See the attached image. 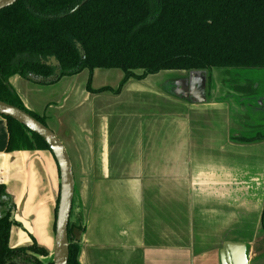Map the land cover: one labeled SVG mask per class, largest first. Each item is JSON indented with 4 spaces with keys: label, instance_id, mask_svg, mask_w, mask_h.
Returning <instances> with one entry per match:
<instances>
[{
    "label": "crops",
    "instance_id": "0c3cea01",
    "mask_svg": "<svg viewBox=\"0 0 264 264\" xmlns=\"http://www.w3.org/2000/svg\"><path fill=\"white\" fill-rule=\"evenodd\" d=\"M115 70L95 69L91 87L117 89L124 73L110 80ZM210 72L163 70L131 78L115 94L88 91L82 71L44 84L32 99L20 76L10 78L65 146L58 122L84 115L74 124L87 131L85 151H73L89 180L78 194L86 223L81 264H264V248L256 247L264 140L232 139L263 130L264 123L234 118ZM98 74H109V81L95 82ZM8 137L0 115V184L8 192L0 212L13 205L20 224L11 228L10 246L25 245L32 235L50 248L57 163L49 150L9 152Z\"/></svg>",
    "mask_w": 264,
    "mask_h": 264
},
{
    "label": "trees",
    "instance_id": "16d2710c",
    "mask_svg": "<svg viewBox=\"0 0 264 264\" xmlns=\"http://www.w3.org/2000/svg\"><path fill=\"white\" fill-rule=\"evenodd\" d=\"M81 1L17 0L0 10V99L45 125L44 118L28 109L10 87L12 76L29 78L31 74L52 84L87 69L88 91L116 94L127 80L163 70L264 68V0H88L73 11ZM100 68L124 72L117 89L91 87L90 76ZM243 89L252 94L250 88ZM3 117L9 152L50 151L39 135ZM232 139L259 142L264 132ZM6 197L7 188L0 184V207L7 204ZM58 199L59 193L56 213ZM75 201L76 191L68 226V264H81L86 229L84 214L75 210ZM12 206L0 212V264H53L51 249L32 235L29 243L10 246L11 228L20 225ZM260 232L264 235V207Z\"/></svg>",
    "mask_w": 264,
    "mask_h": 264
},
{
    "label": "rangeland",
    "instance_id": "374dc122",
    "mask_svg": "<svg viewBox=\"0 0 264 264\" xmlns=\"http://www.w3.org/2000/svg\"><path fill=\"white\" fill-rule=\"evenodd\" d=\"M118 73L122 75L124 72L121 69L115 70L114 74L110 76V80L111 77L113 79L116 78ZM211 76L215 77L216 79L214 81L217 83V93H221L220 96L230 102L231 112L234 118H238L240 116L243 118L247 116L249 117V122L254 121L255 123L259 124L264 123V68H239L231 70L216 69ZM81 77L83 80L89 78V71L87 69L83 70ZM20 81L21 83H26V85L30 87L29 89L32 90H30V92L23 93L27 98L30 96V99H32L33 94L36 96L35 91L44 85L38 82L29 81L25 78H22ZM107 81H109V74H98L95 82L102 83ZM244 87L250 88L251 91L253 90L252 94L247 95L248 91L242 89ZM256 102H258L260 106L257 105ZM36 114L45 119V116H42L38 113ZM70 116L71 115L69 114L67 117L61 119L62 123L58 122L57 128L59 129H57V132L66 143V146L69 149L68 151L73 158V171L76 188L75 210L78 211L80 209L78 194L82 189L88 188L87 184L89 180L87 178L88 171L80 169V161L76 158L73 151L74 149L80 150L81 147L85 151V144H87V131H83L82 129L75 127L77 126V123L74 124L75 121H82L84 116L82 112L78 117ZM262 131L264 132V127ZM81 155L82 161H86L85 153H82ZM82 213L84 214V212ZM51 240L52 242L50 243V249L52 251L54 233L52 234ZM256 243L257 249L264 248V235L260 232V229L259 233L257 234Z\"/></svg>",
    "mask_w": 264,
    "mask_h": 264
},
{
    "label": "water",
    "instance_id": "95a60500",
    "mask_svg": "<svg viewBox=\"0 0 264 264\" xmlns=\"http://www.w3.org/2000/svg\"><path fill=\"white\" fill-rule=\"evenodd\" d=\"M17 0H0V10L7 8ZM88 0H82L73 11L79 9ZM55 62V60L53 59ZM57 64V62H55ZM35 82H45L43 77H30ZM205 99V97H204ZM0 114L11 117L32 132L39 135L49 146L59 169V199L55 220V233L52 248L53 264H68L69 236L68 226L75 192V177L69 152L60 137L50 127L39 121L29 112L0 99ZM57 200V199H56ZM2 207H0V210ZM49 248V247H48ZM50 249V248H49ZM19 264V263H18Z\"/></svg>",
    "mask_w": 264,
    "mask_h": 264
},
{
    "label": "flooded vegetation",
    "instance_id": "af4514ba",
    "mask_svg": "<svg viewBox=\"0 0 264 264\" xmlns=\"http://www.w3.org/2000/svg\"><path fill=\"white\" fill-rule=\"evenodd\" d=\"M55 63V62H54ZM56 64V63H55ZM15 76V75H14ZM19 76V75H18ZM31 76H33V75H29L28 77L29 78H25V79H27V80H29V81H33L32 79H30V77ZM13 77V76H12ZM21 77V76H20ZM33 77H35V78H38L39 76H33ZM21 78H23V77H21ZM45 79V78H44ZM9 81H10V79H9ZM33 82H35V81H33ZM39 83V82H38ZM41 84H44L43 82H41ZM9 85H10V82H9ZM10 87H11V85H10ZM12 88V87H11ZM13 89V88H12ZM243 89V88H242ZM15 90V89H14ZM45 120V119H44ZM46 122V121H45ZM48 126V125H47ZM257 131H259V130H256V131H254V132H249V133H247V134H254L255 132H257ZM70 155V154H69ZM71 161H72V159H71ZM73 165V164H72Z\"/></svg>",
    "mask_w": 264,
    "mask_h": 264
}]
</instances>
